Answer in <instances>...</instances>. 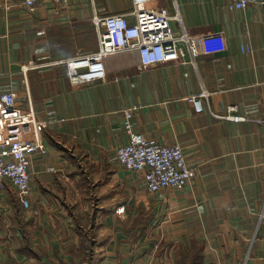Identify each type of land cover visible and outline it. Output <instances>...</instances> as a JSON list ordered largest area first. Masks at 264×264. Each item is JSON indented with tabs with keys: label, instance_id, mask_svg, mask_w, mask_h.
<instances>
[{
	"label": "crops",
	"instance_id": "crops-1",
	"mask_svg": "<svg viewBox=\"0 0 264 264\" xmlns=\"http://www.w3.org/2000/svg\"><path fill=\"white\" fill-rule=\"evenodd\" d=\"M263 1L237 10L230 0H153L171 12L176 3L192 35L223 33L227 51L147 70L138 53L120 54L105 81L73 89L64 61L97 51L96 20L129 13L134 0L41 2L34 12L0 0V95L34 112L47 150L32 157V211L12 191L0 198V264H76L94 223L92 264H264ZM204 88L212 95L197 113L190 99ZM229 106L247 120L214 116ZM131 108L138 134L183 148L196 173L186 188L151 195L141 173L120 166ZM93 203L94 221L79 214Z\"/></svg>",
	"mask_w": 264,
	"mask_h": 264
},
{
	"label": "built area",
	"instance_id": "built-area-1",
	"mask_svg": "<svg viewBox=\"0 0 264 264\" xmlns=\"http://www.w3.org/2000/svg\"><path fill=\"white\" fill-rule=\"evenodd\" d=\"M74 1L22 0V6L34 12L41 2L66 8ZM230 2L235 9L244 10L257 0ZM173 21L181 25L179 34L172 28ZM96 25L99 27L98 50L63 63L73 89L105 81L107 62L120 54L138 53L141 68L147 70L176 63L197 67L199 57L223 54L228 49L223 33L190 34L176 3L174 12H171L169 8H155L153 0H134V8L129 13L107 15L96 20ZM34 67L31 62L24 70ZM211 95L204 88L199 95L191 97L197 113L203 112V102L209 100ZM136 110L131 108L124 111L123 128L129 143L118 149V163L129 172L141 173L146 190L151 195L166 189L186 188L196 173L189 166L183 148L150 141L138 134L133 122ZM214 116L233 122L247 120L238 114L236 106H229L225 116ZM35 126L34 112L18 107L14 93L0 95V198L12 189L27 212L32 211V157L35 153L47 151L45 143L35 138Z\"/></svg>",
	"mask_w": 264,
	"mask_h": 264
},
{
	"label": "rangeland",
	"instance_id": "rangeland-1",
	"mask_svg": "<svg viewBox=\"0 0 264 264\" xmlns=\"http://www.w3.org/2000/svg\"><path fill=\"white\" fill-rule=\"evenodd\" d=\"M10 191L14 192L12 189ZM80 211H81L79 213L80 215H84V213L86 217L90 215L92 217V220L94 221V219L96 218V214L99 210L97 208V204L93 203L92 208L87 209L85 211H83V209H80ZM86 227H87L86 230L88 232H86V237H85L86 239L81 241L80 244L81 253H79L77 257L76 264H92L94 259L95 247L97 246L96 245L97 242L94 240V238L97 237L96 231L98 230V228L96 229L95 223L92 225L91 228L89 227L88 224H86Z\"/></svg>",
	"mask_w": 264,
	"mask_h": 264
}]
</instances>
